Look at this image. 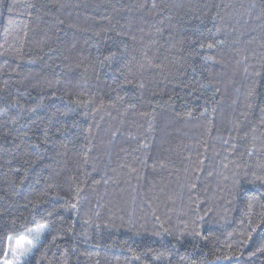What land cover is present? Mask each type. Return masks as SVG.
I'll return each mask as SVG.
<instances>
[{"label": "trees", "instance_id": "1", "mask_svg": "<svg viewBox=\"0 0 264 264\" xmlns=\"http://www.w3.org/2000/svg\"><path fill=\"white\" fill-rule=\"evenodd\" d=\"M9 236L16 264H264V0H0Z\"/></svg>", "mask_w": 264, "mask_h": 264}, {"label": "snow or ice", "instance_id": "2", "mask_svg": "<svg viewBox=\"0 0 264 264\" xmlns=\"http://www.w3.org/2000/svg\"><path fill=\"white\" fill-rule=\"evenodd\" d=\"M208 47H212V45H208ZM44 226H38L36 229H29V231H35L39 233L41 229ZM8 245L6 250H4L2 253H0V256H3V259L0 260V264H16L15 257L17 254L19 255H24L27 253L28 248L25 247V245H31L32 241L30 240H25L23 236H20L18 238H13L9 236L8 238ZM11 255L13 257L12 260H9L8 257Z\"/></svg>", "mask_w": 264, "mask_h": 264}]
</instances>
